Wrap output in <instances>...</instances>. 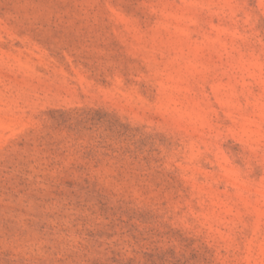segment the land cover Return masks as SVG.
I'll return each mask as SVG.
<instances>
[{"label":"rangeland","instance_id":"374dc122","mask_svg":"<svg viewBox=\"0 0 264 264\" xmlns=\"http://www.w3.org/2000/svg\"><path fill=\"white\" fill-rule=\"evenodd\" d=\"M0 264H264V0H0Z\"/></svg>","mask_w":264,"mask_h":264}]
</instances>
